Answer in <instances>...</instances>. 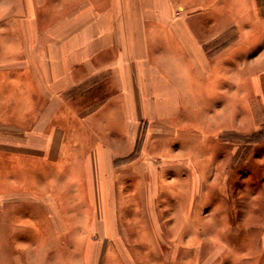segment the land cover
Segmentation results:
<instances>
[{
	"label": "crops",
	"instance_id": "1",
	"mask_svg": "<svg viewBox=\"0 0 264 264\" xmlns=\"http://www.w3.org/2000/svg\"><path fill=\"white\" fill-rule=\"evenodd\" d=\"M225 3L231 5L227 27L240 26L246 46L236 89L228 69L232 49L219 72L220 62L203 56L201 42L222 39L220 34L199 39L200 22L174 17L173 0H51V15H59L48 31L37 23V4L0 6V264H45L51 258L73 264L61 254L75 252L77 225L88 229L90 220H98L113 235L110 222L119 218L123 240L115 246L129 243L130 251L162 257L148 203L135 202L131 192L135 183L126 181L130 176L106 182V174L101 181L96 164L104 172L116 142L134 138L141 120L185 108L187 69L197 73L194 90L201 99L193 108L202 117L211 109L227 116L235 99L249 107L251 92L264 107V0ZM234 5L244 10L241 20L234 19ZM255 43L261 47L251 53ZM223 76L230 85L220 84ZM206 79L209 84H202ZM77 94L81 101L71 97ZM213 116L221 126L219 111ZM44 190L48 196L37 199ZM141 197L147 200V192ZM38 205L49 206L38 212L43 217ZM59 233L64 242L42 244L43 234L56 241ZM172 247L179 250L178 243Z\"/></svg>",
	"mask_w": 264,
	"mask_h": 264
},
{
	"label": "rangeland",
	"instance_id": "2",
	"mask_svg": "<svg viewBox=\"0 0 264 264\" xmlns=\"http://www.w3.org/2000/svg\"><path fill=\"white\" fill-rule=\"evenodd\" d=\"M50 3L51 0H0V6L11 8L37 4V23L41 31L44 28L48 31L59 15H51ZM230 6L225 0H173V15L200 22L201 28L196 29L199 39L220 34L217 37L222 39L201 42L203 56L213 64L220 62L219 72H224L225 51L232 49L227 50L228 55L234 56L233 67L228 69L234 73L236 89L241 87V54L246 56L243 51L246 46L243 47L240 26L227 27L232 23ZM234 8V19L241 20L242 6L234 5ZM212 14L214 19L218 18L217 23L211 18ZM259 47L256 43L249 45L251 53ZM190 63L192 65V61ZM187 72L191 77L187 78L190 81L185 108H181L179 114L178 110L169 109L171 113L164 119L141 120L134 138L116 142L112 154L106 157V172H101L100 163L96 164L101 181H105L106 174V182H109V176L114 180L130 176L126 181L135 183L131 192L137 194L135 202L148 203L155 236L159 240L156 245L161 247L162 257L152 252L130 251L126 241L127 246L123 248L122 245L115 246L121 237L118 228L122 219L119 218L110 222L112 234L118 231L114 240H109L113 235L102 231L100 221L90 220L88 229L79 222L81 225L74 229L75 236L71 240L75 252L61 254L63 258L72 257L73 264L136 260L137 264H149L146 261L150 258L156 264H264V107L258 106L251 92L249 107L248 102L235 99L234 109L228 110L227 116H221L220 110L211 109L214 113L219 111L222 127L218 126L217 117L210 118V110L203 117L201 110L194 112V102L201 99L200 93L194 90L199 81H194V70L187 69ZM208 81L201 80L205 85L209 84ZM220 84L230 85L231 82L223 76ZM221 96L224 93L219 94V99ZM71 97L77 101L82 99L81 94ZM229 112L233 115L230 116ZM45 191L49 192H40L37 199L47 197ZM144 192H147V200L141 197ZM48 207L38 205L37 214H43V208ZM74 223L77 222L72 221L73 227ZM35 238L37 245V227ZM55 238L56 241L43 234L40 240L43 245L47 241L54 245L66 240L61 233ZM175 243H178L179 250L173 249ZM57 259L60 260V254ZM51 260L45 264L60 263L54 258Z\"/></svg>",
	"mask_w": 264,
	"mask_h": 264
}]
</instances>
